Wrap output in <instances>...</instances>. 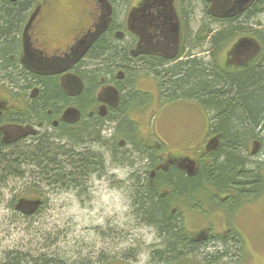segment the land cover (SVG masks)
Wrapping results in <instances>:
<instances>
[{
	"label": "trees",
	"instance_id": "obj_1",
	"mask_svg": "<svg viewBox=\"0 0 264 264\" xmlns=\"http://www.w3.org/2000/svg\"><path fill=\"white\" fill-rule=\"evenodd\" d=\"M188 9V47L203 57L189 50L187 58L173 66L156 61L145 66L154 68L161 83L159 93L165 102L194 101L207 115V134L217 137L218 146L200 158L198 172L192 175L179 168L168 172L156 169L155 177L151 178L155 163L151 162V169L147 167L149 156L144 154L145 149L136 145L134 148L121 108L122 112L118 111L115 118L104 123V132L112 129L115 134H126L128 143L124 148L117 143V137L104 135V152L101 153L99 145V152H95L96 144L100 143V129L96 125L87 126L75 137L67 136L68 146L62 141L42 140L24 149L11 147L6 154L0 144V204L4 203L9 182L22 179L25 174L47 182L49 190L58 189V194L69 191L85 196L88 185L93 179L102 178L107 173V163L111 162L117 168L130 170L128 192L133 218L138 227L152 229L159 240L158 245L147 247L152 264H240L238 256L245 244L237 230L233 228L217 235L210 232L209 238L199 239L186 226L185 210L221 211L228 215L241 204L253 202L264 194V32L251 28L262 26L257 18L264 13V0H256L240 17L227 22L216 23L206 16L194 29L191 26L193 7L190 5ZM21 18L22 12L16 8L3 12L0 17V68L5 70L14 67L9 54L15 50L16 29ZM240 36L257 39L262 48L259 55L241 68H222L219 54ZM136 63L126 61L125 64L130 68ZM1 71L0 79L8 75L13 83L19 82L18 72ZM48 94L50 91L44 97ZM29 193L42 198V208L48 206L50 192L32 188ZM16 205L10 202L9 208ZM40 212L34 216L22 215L33 218ZM29 224L30 228L33 223ZM104 233V230L97 231V234ZM110 233L106 232V238ZM44 236L41 239L46 246L38 250L31 246L25 250H0V264H95L82 257L72 261L60 249L51 250L53 239ZM231 246L238 250L234 259ZM137 255L133 252L127 257L137 259ZM199 255L203 263L189 258ZM117 261L104 257L102 263Z\"/></svg>",
	"mask_w": 264,
	"mask_h": 264
},
{
	"label": "flooded vegetation",
	"instance_id": "obj_2",
	"mask_svg": "<svg viewBox=\"0 0 264 264\" xmlns=\"http://www.w3.org/2000/svg\"><path fill=\"white\" fill-rule=\"evenodd\" d=\"M255 2L0 0V17L12 8L22 12L14 40L16 47L9 54L14 67L0 68L1 72H18L20 78L17 84L8 75L0 79L3 153L9 154L11 147L24 149L42 140L62 141L68 146L67 136L75 137L91 125L100 129V143L96 144L95 152H99V146L101 153L104 152V135L117 137L121 140L118 144L124 148L128 143L126 134H115L112 129L110 133V130L104 132V123L123 109L134 148L145 149L144 154L149 156V160L145 156L147 167L151 169V162L155 163L151 178L155 177L156 169L168 172L179 168L195 175L200 168V158L218 146V139L213 136L214 145L205 146L204 151L193 159L183 152L164 158L161 151L166 145L157 141L151 143V138H155L153 133L148 134V140L143 137L140 116L150 110L151 105L184 102H165L159 93L160 79L154 68L146 67L145 63L163 62L170 67L184 61L189 50L197 56L203 55L188 47L190 5L202 13L203 19L207 16L219 23L240 17ZM109 51H112L111 56ZM111 60L116 63H109ZM126 61L137 63L129 68ZM124 67L129 69L128 72ZM46 91L50 94L45 98ZM133 114H137L139 120L134 121ZM8 188L12 204H17L16 210L34 216L42 209L43 200L38 196V199L24 198V193H29L32 188L46 191L50 187L47 182L25 174L22 179L9 182ZM49 192L56 196L58 189ZM210 236L211 233L197 238Z\"/></svg>",
	"mask_w": 264,
	"mask_h": 264
},
{
	"label": "rangeland",
	"instance_id": "obj_3",
	"mask_svg": "<svg viewBox=\"0 0 264 264\" xmlns=\"http://www.w3.org/2000/svg\"><path fill=\"white\" fill-rule=\"evenodd\" d=\"M202 17V13L193 7V29L203 20ZM257 21L262 26L251 28L264 32V13ZM261 49V44L254 37L240 36L221 51L218 61L224 69H238L253 61ZM155 93L158 95L157 89ZM148 111L140 116L143 123L141 133L147 140L148 134L153 133L155 138H151V143L157 141L166 145L161 151L164 158L183 152L194 159L204 151L205 146L209 145L208 148L215 143L213 136L207 134L208 117L195 103L184 101L168 106L151 105ZM131 118L139 120L137 114ZM118 141L121 143V140ZM129 172V169L107 163V173L103 179H93L85 196L69 191L56 196L50 194L48 206L33 218L24 217L16 207L9 208L12 194L5 191L4 203L0 204V250H25L29 246L38 250L45 245L41 237L46 235L53 239L51 250L60 249L72 261L82 257L95 264H103L105 257L107 260H118L109 264H152L147 247L158 245L159 240L152 229L138 227L133 218L128 192ZM23 197L38 199L34 193L28 192ZM185 212L186 226L195 237L210 232L213 235L226 233L234 228L243 236L245 244L243 251L239 252V263L264 264V194L253 202L241 204L228 215L221 211L202 213L186 209ZM27 222L33 223L30 228ZM98 230L101 233L104 230V235L97 234ZM110 231L112 235L106 238V232L111 234ZM38 233H41L40 236ZM231 247V258L234 259L238 250L236 246ZM133 252L138 254L137 259L127 257ZM189 258L203 263L200 255Z\"/></svg>",
	"mask_w": 264,
	"mask_h": 264
}]
</instances>
